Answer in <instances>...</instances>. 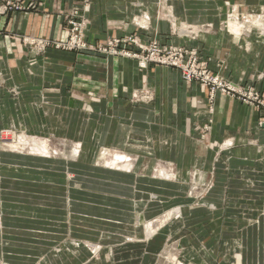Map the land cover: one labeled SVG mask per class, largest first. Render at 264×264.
Instances as JSON below:
<instances>
[{"label":"crops","instance_id":"0c3cea01","mask_svg":"<svg viewBox=\"0 0 264 264\" xmlns=\"http://www.w3.org/2000/svg\"><path fill=\"white\" fill-rule=\"evenodd\" d=\"M20 1L36 7L0 13V129L52 131L76 141L81 153L59 165L45 156L2 152L0 264H116L95 258L85 238L95 244H112L117 234L126 233L146 239L137 214L145 220L160 215L164 203L188 199L190 186L210 189L212 183L200 204L220 214L232 184L226 175L230 170L219 160V145L232 142L225 158L242 165L264 161V107L220 92L212 100L207 87L185 81L174 67H141L131 57L54 44L39 50L26 40H67L66 16L86 4L91 43L132 34L143 43L158 40L196 49L210 71L264 92V32L259 28L264 0ZM163 5L178 21L212 29L196 39L174 35L163 19ZM231 12L251 14L258 27L238 18L239 31L241 26L248 31L232 33L225 21ZM141 89L151 95L149 102H132V93ZM85 140L91 142L86 158L81 155ZM100 147L134 156V167L125 172L99 165ZM162 161L174 172L165 175L173 178L169 181L154 177ZM64 172L70 174L66 180ZM241 182L264 187L254 170ZM251 214L257 222L242 230L236 244L242 258L233 256L228 264H264V202L261 212Z\"/></svg>","mask_w":264,"mask_h":264},{"label":"rangeland","instance_id":"374dc122","mask_svg":"<svg viewBox=\"0 0 264 264\" xmlns=\"http://www.w3.org/2000/svg\"><path fill=\"white\" fill-rule=\"evenodd\" d=\"M234 13L235 12L229 13V17L225 20L228 23L226 25L229 27L225 28L235 34L238 31L232 30V26L230 25V22H228V20L231 19L230 15ZM162 15L163 19L169 22L171 32L174 35L187 37L186 30L190 28L187 31H191L194 35V38L191 39H196L202 31H209V29H212L210 26L203 28L204 25L194 26L186 21H178L171 12V7L168 5H163ZM237 18H239L240 21H245L247 25L250 24L248 25L249 27L255 25L258 27L257 20L256 23L255 21H252L253 18L251 14ZM260 18L263 20L262 17ZM255 19L256 18H254V20ZM260 22L259 28L261 29V32H264V24ZM250 29L251 28H249V30ZM241 30L244 32L248 31L245 28H240V31ZM213 73L219 74L222 78L227 79L219 72ZM227 80L232 84H240L234 83L229 79ZM253 88L261 94V97L264 98V92L256 89L255 87ZM209 91L211 90L209 89ZM217 92L222 93L221 91ZM150 97L151 95L146 91V89H141L132 93L131 101L135 103L149 102ZM34 132L27 133L21 128L10 127L8 125L0 129V170H2V167H5L1 162L3 151L45 156L51 159H57V163H59V165L62 162L72 161V159L80 157L79 155L81 150L77 152V147L81 146L77 145L75 147V144L77 143L76 141L59 136L57 137L52 131L43 133V131L37 130ZM2 138H9L7 140L9 142H4ZM90 144V141H84V152L81 154L82 156L84 155V158H86ZM232 147H234V144L229 141H224L219 145L220 149L218 154L220 159H218L224 164L225 168L230 170L226 173V175L230 180L229 183L232 184V186H228L226 189L227 193L225 195V201L220 214H212L210 209L201 207L200 204L208 191L212 190V183L210 185V189L209 185H203L201 187H197L193 194H190V190L192 189V186H190V195L187 197L188 199L181 201L178 205L166 202L163 206L161 205L162 213L160 215L154 218H146V221L152 219L155 220L161 215L172 213V211L180 212L179 215L172 217L165 224H163L156 233L146 239L135 234H117L119 236L118 239L112 243L113 245L111 243L110 245L106 243L95 244L85 238L84 242L87 241L100 246L101 251L99 250L97 253L89 248L95 258L112 261L111 263H114L113 260H115L116 264H122L121 262H127L126 264H228L229 260L233 256L235 259L240 261V258L242 257L240 249L236 248V244L241 242L240 239L242 230L245 227L257 222L256 217L253 216L251 212L254 210L256 212H261L264 202V187L260 186L259 188H253L249 182L247 183L241 181L245 180L247 177H251L252 170L257 172V175L261 180H264V161L260 160L251 162L250 159V161L247 162L248 164L242 165L236 160L225 158L226 150ZM115 152L123 154V151L121 150L116 151L108 147H100L95 162L109 169L129 172L130 168L134 167L136 158L128 155V161L119 160L117 161V163H119V167H116L110 164L112 159L116 157ZM123 163H127L126 165L129 167H123L121 165ZM159 165L163 166L165 169L156 165V170L153 171L154 177L168 181L173 179L165 176L174 174V172H171L172 168L168 164L163 163V161L160 162ZM233 169H236V171H232ZM237 170H239L240 173L237 174ZM196 173L197 172H195L196 180H198ZM60 174L61 172L55 173V175H57L56 177H59ZM68 174L69 172H64V174L62 173V180H66ZM164 177H167V179ZM201 179L203 178L201 177ZM198 181L204 182L202 180ZM87 195H89V193ZM93 195L96 197V194ZM102 199L103 198H101V200ZM194 205H196V209L192 210L191 207ZM181 207L187 208V210L182 213ZM122 212L125 213V211ZM3 214L4 211L0 204V227L2 226ZM147 216H149L148 213ZM142 229V234L145 235L146 229L144 224ZM115 230L117 231L118 227H116ZM131 244L133 245L131 248L127 247L128 249H125L126 247L124 246H129ZM109 248H114L115 250L113 251L115 253H112ZM140 248L142 251H139Z\"/></svg>","mask_w":264,"mask_h":264},{"label":"built area","instance_id":"2783aa9c","mask_svg":"<svg viewBox=\"0 0 264 264\" xmlns=\"http://www.w3.org/2000/svg\"><path fill=\"white\" fill-rule=\"evenodd\" d=\"M87 1V0H85ZM35 4H24L20 0H0V13L9 10H24L35 8ZM86 4L75 6L66 16L69 25L68 38L65 41L51 42L45 40L27 39L26 41L39 50L54 44L56 47L73 51H93L104 54L122 55L137 59L141 67L149 64L174 67L181 71L182 77L187 82H196L208 87L213 100L217 91L237 97L243 102L255 106H264V98L252 86L232 84L219 74L211 72L200 61L198 51L184 46L162 44L158 40L143 43L132 34L122 38L108 39L105 43H91L86 39L88 19L85 15ZM188 28L187 30H189ZM186 36L194 38L191 31ZM132 46L133 48H130Z\"/></svg>","mask_w":264,"mask_h":264},{"label":"bare ground","instance_id":"6f19581e","mask_svg":"<svg viewBox=\"0 0 264 264\" xmlns=\"http://www.w3.org/2000/svg\"><path fill=\"white\" fill-rule=\"evenodd\" d=\"M230 25L232 26V30H234V31H239V28H238V26L239 25H241V24H243V23H239V19L236 17V16H234V14H231L230 15ZM256 20V19H255ZM254 20V21H255ZM258 20V19H257ZM252 21H253V19H252ZM256 23V22H255ZM253 24V23H252ZM240 27V26H239ZM9 139V138H8ZM7 138H2V140L4 141V142H9V141H7L8 140ZM1 140V139H0ZM3 141H2V143H3ZM107 154V153H106ZM45 155V154H44ZM115 156L116 157H114V159H112V162H110V164L111 165H113V166H116V167H119L118 165H119V163H117V161H119V160H123V161H128V156L126 155V154H119V153H116L115 154ZM115 158H116V160H115ZM123 161H121V162H123ZM127 163H123V164H121L123 167L124 166H128V165H126ZM128 164H130V163H128ZM110 166V165H109ZM129 167V166H128ZM195 192V188H192L191 189V194H193ZM180 214V212L179 211H172V213H166V214H164V215H161V216H159L158 218H156L155 220H150V221H146L145 219H144V217L141 215V214H137V217H136V219L138 220V224H139V222H142L143 220H144V226H145V229H146V232H147V236L148 237H150V236H152L154 233H156L159 229H160V227L163 225V224H165L168 220H170L172 217H174V216H177V215H179ZM75 243H77V242H75ZM85 244H86V246H88L89 248H91V250L92 251H94L95 253H97L99 250H100V246H98V245H95V244H92V243H89V242H84ZM78 244V243H77Z\"/></svg>","mask_w":264,"mask_h":264},{"label":"clouds","instance_id":"9594fccd","mask_svg":"<svg viewBox=\"0 0 264 264\" xmlns=\"http://www.w3.org/2000/svg\"><path fill=\"white\" fill-rule=\"evenodd\" d=\"M241 28H243V26H241Z\"/></svg>","mask_w":264,"mask_h":264}]
</instances>
